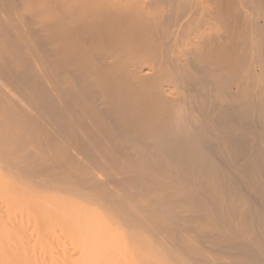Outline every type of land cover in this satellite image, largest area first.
I'll return each instance as SVG.
<instances>
[{
  "label": "bare ground",
  "instance_id": "6f19581e",
  "mask_svg": "<svg viewBox=\"0 0 264 264\" xmlns=\"http://www.w3.org/2000/svg\"><path fill=\"white\" fill-rule=\"evenodd\" d=\"M0 264H264V0H0Z\"/></svg>",
  "mask_w": 264,
  "mask_h": 264
}]
</instances>
